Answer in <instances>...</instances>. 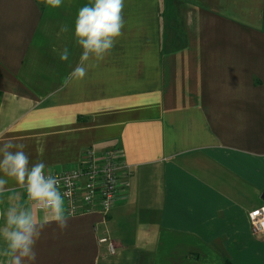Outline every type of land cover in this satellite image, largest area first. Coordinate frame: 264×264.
<instances>
[{
  "label": "crops",
  "instance_id": "obj_1",
  "mask_svg": "<svg viewBox=\"0 0 264 264\" xmlns=\"http://www.w3.org/2000/svg\"><path fill=\"white\" fill-rule=\"evenodd\" d=\"M88 2L0 0V142L54 172L116 148L130 172L107 214L47 224L36 264H264L248 220L264 208V0H125L115 48L77 81Z\"/></svg>",
  "mask_w": 264,
  "mask_h": 264
},
{
  "label": "clouds",
  "instance_id": "obj_2",
  "mask_svg": "<svg viewBox=\"0 0 264 264\" xmlns=\"http://www.w3.org/2000/svg\"><path fill=\"white\" fill-rule=\"evenodd\" d=\"M45 7L60 9L65 0H43ZM125 0H89L79 8L74 21V41L81 48L79 63L70 77L81 81L88 72L90 59L102 61L122 35L125 21L122 15ZM65 48L61 62L69 60ZM26 191L24 203L9 182ZM0 198L7 206L0 212V264H36V245L47 224L55 222L63 232L69 215L60 190V181L41 161L32 163L24 145L11 139L0 142Z\"/></svg>",
  "mask_w": 264,
  "mask_h": 264
},
{
  "label": "built area",
  "instance_id": "obj_3",
  "mask_svg": "<svg viewBox=\"0 0 264 264\" xmlns=\"http://www.w3.org/2000/svg\"><path fill=\"white\" fill-rule=\"evenodd\" d=\"M46 172L59 179L69 217L90 212L91 208L105 215L129 187L130 172L116 148L86 150L77 166ZM248 220L253 234L264 235V208L250 212ZM99 243H107L109 253H114L108 239L102 238Z\"/></svg>",
  "mask_w": 264,
  "mask_h": 264
},
{
  "label": "trees",
  "instance_id": "obj_4",
  "mask_svg": "<svg viewBox=\"0 0 264 264\" xmlns=\"http://www.w3.org/2000/svg\"><path fill=\"white\" fill-rule=\"evenodd\" d=\"M225 264H231V263H229L228 261H226Z\"/></svg>",
  "mask_w": 264,
  "mask_h": 264
},
{
  "label": "water",
  "instance_id": "obj_5",
  "mask_svg": "<svg viewBox=\"0 0 264 264\" xmlns=\"http://www.w3.org/2000/svg\"><path fill=\"white\" fill-rule=\"evenodd\" d=\"M263 198H264V194H263Z\"/></svg>",
  "mask_w": 264,
  "mask_h": 264
}]
</instances>
